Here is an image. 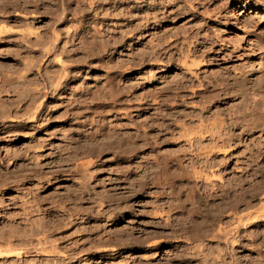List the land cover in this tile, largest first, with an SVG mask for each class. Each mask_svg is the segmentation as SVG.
Listing matches in <instances>:
<instances>
[{
    "label": "rangeland",
    "instance_id": "1",
    "mask_svg": "<svg viewBox=\"0 0 264 264\" xmlns=\"http://www.w3.org/2000/svg\"><path fill=\"white\" fill-rule=\"evenodd\" d=\"M7 1L0 0L7 9L0 29L10 30L0 34V104H22L21 82L42 74L63 85L48 90L43 113L29 124L33 134L13 135L20 120L0 117V264H264V134L243 135L228 154L197 151L214 141L211 130L239 133L249 119L231 113L238 99L217 81L256 62L248 32L264 30V7H243L248 0ZM146 7L161 32L175 35L163 34L160 49L142 33L156 22L143 20ZM28 29L58 34L54 50L27 47L35 37ZM188 46L198 50L196 62L209 61L204 79L179 63ZM212 91L223 95L210 100ZM198 130L209 131L208 140ZM209 158L219 164L207 182L195 171L209 174Z\"/></svg>",
    "mask_w": 264,
    "mask_h": 264
},
{
    "label": "bare ground",
    "instance_id": "2",
    "mask_svg": "<svg viewBox=\"0 0 264 264\" xmlns=\"http://www.w3.org/2000/svg\"><path fill=\"white\" fill-rule=\"evenodd\" d=\"M16 1V0H15ZM155 1V0H154ZM8 2V4H9V2L10 3H15V2H12V0L11 1H7ZM1 3V2H0ZM17 3V2H16ZM162 4H163V2H161ZM160 3V4H161ZM169 3V2H168ZM247 3H249V4H247ZM158 4H159V1H158ZM14 5H16V4H14ZM154 5V4H153ZM168 5V4H167ZM166 5V6H167ZM170 5H172V4H170ZM2 6H3V4H2ZM2 6H0V12H3L2 14H5L6 12V7H5V9H4V7L2 8ZM4 6H5V4H4ZM6 6H7V4H6ZM9 6H11V5H9ZM13 6V5H12ZM245 6H248L249 8H255V9H258L259 11H261L260 9H261V7L263 6L264 7V0H248V1H246L245 3H244V5H243V7H245ZM151 7V6H150ZM150 7H146L147 8V11H144L143 13H144V15H146V16H148V17H146V16H143V20H144V18L146 19L145 21H149L150 20V18L152 19L153 18V21L152 20H150L151 22H155L157 19H159V18H157L156 19V15L153 13V15H155L154 17H153V15H152V11H154V10H151V9H149ZM172 7V6H171ZM247 7V8H248ZM7 8H8V6H7ZM14 8V7H13ZM153 8H154V6H153ZM159 8V7H158ZM166 8H168V7H166ZM163 9H165V7H163L162 9L160 8V11H158L159 12V14H160V12H162L161 10H163ZM208 9V8H207ZM207 9H206V11H207ZM174 11L173 9H170L169 11L170 12H172V11ZM167 13H168V11H166ZM175 12V11H174ZM176 13V12H175ZM207 13V12H206ZM158 14V15H159ZM162 14V13H161ZM171 14H174V13H171ZM170 15V14H169ZM3 16V15H2ZM1 16V17H2ZM150 16V17H149ZM152 16V17H151ZM159 16H161L162 17V15H159ZM166 17H167V15H165ZM4 17V16H3ZM164 17V16H163ZM172 17V16H171ZM167 18H169V17H167ZM174 18V17H173ZM156 19V20H155ZM164 19V18H163ZM155 20V21H154ZM165 20V19H164ZM148 23V22H147ZM146 23V24H147ZM164 23V22H163ZM145 24V25H146ZM153 24V23H152ZM149 25H151V24H148V26L146 27V29L142 32L143 34H145L146 32H148V33H150L148 36L150 37V41H149V43L151 44L154 40L157 42L155 45L156 46H158V48L161 46L162 47V41H164V40H162V39H166L167 38V36H165L164 37V35L163 34H166V35H169L168 36V38L170 37V34L172 35V33L169 31V33L170 34H168V33H165V32H161L162 31V26H160L159 25V21H156L155 23H154V26H153V28L152 29H150V28H148L149 27ZM191 27H192V25H191ZM191 27L189 28V29H191ZM30 29V28H29ZM28 29V30H29ZM164 29H165V27H164ZM178 29V28H177ZM188 29V30H189ZM176 30V29H175ZM181 31L183 30V29H180ZM187 30V31H188ZM153 31V32H152ZM187 31L185 30V32L187 33ZM8 32H10V30H8V29H0V34H2V33H8ZM176 32L177 31H175V34H176ZM179 32V31H178ZM184 32V31H183ZM182 32V34H184ZM188 32H190V31H188ZM220 32H221V30H220ZM192 33V32H191ZM27 34V35H26ZM50 34V33H49ZM48 33H46L45 35H41L40 34V32H33V31H31V30H29V32H25V35L26 36H31V35H33V37H34V45H32L33 43H32V38H31V40H30V42L32 43V44H28L27 45V47H36V46H39L41 49H42V53L45 55V54H48L49 55V53L51 52V48H52V50H54V44H55V41L58 39L57 38V35L58 34H51V35H49ZM147 34V33H146ZM179 34H180V32H179ZM173 35H174V33H173ZM172 35V36H173ZM178 35V34H177ZM176 35V36H177ZM188 35H189V33H188ZM248 35H249V38H248V43L250 44V46L252 47V49L254 50V51H252L253 53L256 51H258L257 53H255L254 54V56H251V57H254V58H256V59H254L256 62L254 63V64H250L251 62H252V60H251V62L250 63H248L247 65L245 64V65H240V67H238V66H236V68L233 70V72H229L227 75H226V72H225V75L226 76H223V74L221 75L220 73H218V75H221V76H223V77H221V79L220 80H218L217 81V79L215 80V82H212V83H217V82H219V83H217V85H218V87H219V90H222V92L223 91H227V93H229V92H231L230 94H231V96H233L234 98H237L238 99V102L236 103V104H234V105H230L229 107L230 108H228L230 111H232L231 113H233V112H241L242 113V119H246V118H249V119H247V120H245L244 122V124L243 123H241V126H239V127H237L238 129H240V131H239V133H235L232 129H225L224 131H223V128L221 129V130H216V131H210V133L212 134V133H215V136L214 135H210V137L212 138L213 136H214V143L211 141L210 142V140H209V142L211 143V145L210 144H208L209 146H202V148H198L197 149V151L200 153V155L201 154H203V156H204V154H206V157L210 154V153H213V152H220V153H223V155L224 154H226L227 152H229L231 149H232V146L233 145H236L237 143H239L240 141H241V139H242V136L243 135H247V136H252L253 134H255V133H258L259 135H261L262 136V134H264V30L263 29H259V30H251V31H249L248 32ZM2 36V35H1ZM147 36V37H148ZM175 36V35H174ZM30 38V37H29ZM28 38V39H29ZM171 38V37H170ZM173 39V38H172ZM23 40H24V38H23ZM169 40V39H168ZM25 41V40H24ZM28 41V40H27ZM29 42V41H28ZM27 42V43H28ZM168 42V41H167ZM148 43V44H149ZM206 43V42H205ZM147 44V45H148ZM188 44H190V43H187V45ZM191 45V44H190ZM189 45V46H190ZM205 45V44H204ZM49 46L51 47V46H53V47H51V48H49ZM189 46L185 49L186 50V52H184L183 54H181V52H183V51H179V57H178V59L180 60V64L181 65H183L184 67L183 68H185L184 70H186V71H188L189 72V75L192 73V74H194V76L196 75H198V74H200V71L201 72H203V73H205L206 74V72H204V71H202L201 69L204 67V64L206 63V57H204V58H202L203 56H200L202 59L200 60H198V62H196L195 60L197 59V58H195V60H194V57H199V55H198V53H197V51L198 50H196L195 48H189ZM153 45L151 46V45H149V52L148 53H152V52H154V51H152V49H153ZM183 47H184V45H183ZM186 47V46H185ZM204 47V46H203ZM206 47V46H205ZM24 48V47H23ZM55 48H56V46H55ZM27 49V48H26ZM40 49V50H41ZM160 49V48H159ZM159 49H157V50H159ZM203 49V48H202ZM201 48H200V55H201V50H202ZM205 49L206 48H204V51H205ZM30 50V49H29ZM36 50V49H35ZM28 51V50H27ZM56 51V50H55ZM55 51H53L52 52V54H54V52ZM207 51V50H206ZM205 51V52H206ZM32 52V51H31ZM156 53L157 52H159V51H155ZM34 53V52H33ZM39 53V52H38ZM59 53V52H58ZM58 53L57 54H54V56H56V55H58ZM28 54H30V52L28 53ZM223 54V53H222ZM252 54V53H251ZM250 54V55H251ZM36 55V54H35ZM40 55H41V53H40ZM59 55H60V53H59ZM158 55H159V53H158ZM198 55V56H197ZM227 55H229V54H227ZM31 56V55H30ZM148 56V55H147ZM156 56V55H155ZM168 56H170V55H168ZM177 56V55H176ZM206 56V55H205ZM224 56V55H223ZM230 56V55H229ZM41 57V56H40ZM156 57H158V56H156ZM220 57H222V56H220ZM149 58V57H148ZM158 58H160V57H158ZM176 58V57H175ZM60 59V58H59ZM208 59V58H207ZM211 59V58H210ZM209 59V60H210ZM224 59V58H223ZM150 60V59H149ZM207 62H209V61H207ZM214 62V61H213ZM148 63V62H147ZM29 64V63H28ZM32 64V63H31ZM180 65V66H181ZM158 67V66H157ZM235 66H233V68H234ZM180 68H182V66L180 67ZM232 68V69H233ZM13 69V68H12ZM151 69V68H150ZM149 69V70H150ZM205 69V68H204ZM231 69V70H232ZM5 71V70H4ZM151 71V70H150ZM149 71V72H150ZM148 72V73H149ZM211 72V71H210ZM40 73V72H39ZM38 73V74H39ZM202 73V75H201V77L202 76H204L205 74H203ZM222 73V72H221ZM37 74V73H36ZM42 74V73H41ZM43 75V74H42ZM41 75V77L39 76L38 78V80H36L35 81V78H33L34 80H32V79H30L29 81H23V82H21V84H20V86H19V88H22V89H18V92L19 93H21L20 94V96L23 94H25L24 95V100H23V102H22V104H21V102H19V103H16V105H14V106H9V107H7V106H5L6 104H4V103H2V104H0V106L2 107L3 106V109H1V107H0V109H1V115H0V117L2 118V117H4V116H7V117H13L12 119H13V121H14V119L16 120V119H19L20 120V123H17L16 125H13L11 128H10V133H12L13 135H14V133H15V135H27V134H30V133H32L33 132V129H31V127H30V123H36V119H37V117L39 116V114H41V112H42V110H43V108H42V106H44L43 105V102H45L44 100H45V98L47 97V94H48V90H51L52 92H59V91H56L57 89H58V86H60V84L61 83H59V81L58 82H54L53 80L55 79H53V77H52V75L49 77H44V75L42 76ZM150 75V74H149ZM37 76V75H36ZM180 76L181 75H179V77L178 78H180ZM195 76V77H196ZM199 76V75H198ZM52 77V78H51ZM55 77V76H54ZM183 77H184V75H183ZM183 77H181V79H183ZM199 78V77H197V78H199V79H204L203 77L202 78ZM205 77V76H204ZM210 78V77H209ZM51 79V80H50ZM53 79V80H52ZM192 79H193V77H192ZM188 80H189V78H188ZM186 81V80H185ZM213 81V80H212ZM217 81V82H216ZM172 82V81H171ZM175 82H176V80H175ZM180 82V81H179ZM188 82V81H187ZM190 82V81H189ZM191 82H192V80H191ZM200 82V81H199ZM64 83V82H63ZM173 83V82H172ZM186 83V82H185ZM185 83H183V82H181V83H179V85H177V86H179L180 88L181 87H183L184 86V84ZM177 84V83H176ZM188 84L189 83H187V86H188ZM191 84H194L193 82L191 83ZM201 84V83H200ZM200 84H198V85H200ZM63 85V84H62ZM62 85L60 86V87H62ZM190 85V84H189ZM213 85V84H212ZM185 87L184 89H186V88H188V87ZM213 86H215V85H213ZM3 86H1V88H2ZM17 87V86H16ZM16 87H15V89H16ZM178 87V88H179ZM190 87H192V85L190 86ZM203 87V85H201V88ZM217 87V86H216ZM13 88V87H12ZM177 88V87H176ZM193 88V87H192ZM11 89V88H10ZM163 89V88H162ZM165 89V88H164ZM175 89V88H174ZM183 89V90H184ZM2 90H3V88H2ZM6 90V89H5ZM179 90V89H178ZM182 90V89H181ZM190 90H191V88H190ZM4 91V90H3ZM15 93L17 92V91H15V90H13ZM12 91V92H13ZM61 91V90H60ZM17 92V93H18ZM157 92V91H156ZM160 92V91H159ZM179 92V91H178ZM181 93L183 92V91H180ZM192 92V91H191ZM194 92L195 91H193V94H194ZM213 93L211 94V92H209V99H210V97L211 98H218V97H221V95H223V94H217L216 92L214 93V91H212ZM221 92V93H222ZM227 93H224V96H223V98L222 99H224L225 100V95H227ZM58 94V93H57ZM229 94V95H230ZM17 95V94H16ZM16 95H15V97H16ZM181 95V94H180ZM228 95V96H229ZM182 96V95H181ZM180 96V97H181ZM2 98V97H1ZM207 98V97H206ZM228 99V98H227ZM21 100V99H20ZM211 100V99H210ZM220 102L221 101H219V104H220ZM11 104V103H10ZM19 104H21V105H19ZM45 104V103H44ZM228 107V106H227ZM5 108V109H4ZM5 110V111H4ZM43 113V112H42ZM13 115V116H12ZM12 119H10V120H12ZM27 121V123H21V122H23V121ZM38 120V119H37ZM25 121V122H26ZM221 124V123H220ZM233 125V124H232ZM236 128V129H237ZM191 129H186V130H184L185 132H187L186 134L188 135V133L191 135V131H190ZM183 131V133L182 134H180V135H183V136H185V137H188L186 134H185V132ZM195 131V130H194ZM199 131H201V130H198V132ZM3 132H5V130H3ZM209 132V131H208ZM207 132V130H205V131H201L200 133H199V136H200V134H202V136H200L201 138H204L203 137V135H204V133H208ZM7 134V133H6ZM9 134V133H8ZM7 134V135H8ZM33 134V133H32ZM9 136H10V134H9ZM30 136V135H29ZM32 136V135H31ZM182 136V137H183ZM205 136V135H204ZM264 136V135H263ZM6 137V136H5ZM199 137V138H200ZM260 137V136H259ZM261 138V137H260ZM34 139V138H33ZM204 139H207L208 140V138H204ZM212 139V140H213ZM35 140V139H34ZM191 140V139H190ZM32 142H33V140H32ZM35 142V141H34ZM191 141H189V143H190ZM194 143V142H193ZM193 143H191L189 146L190 147H192V144ZM33 143H31V145H32ZM108 144V143H107ZM34 145V144H33ZM32 145V146H33ZM37 145V144H36ZM105 145V144H104ZM258 145V144H257ZM103 146V145H102ZM193 146H194V144H193ZM258 148H259V150L258 149H256V152L258 153V154H261L262 153V149L263 148H261L259 145L257 146ZM190 149V148H189ZM90 150V149H89ZM194 151V150H193ZM222 151V152H221ZM195 152V151H194ZM264 152V151H263ZM11 153V152H10ZM199 153H197V154H199ZM8 154V153H7ZM18 154V153H17ZM196 154V155H197ZM228 154V153H227ZM8 155H10V154H8ZM218 155V154H217ZM10 157V156H9ZM205 157V158H206ZM209 159H211V158H209ZM209 159L208 160H206L205 162H204V165H205V163H206V165L205 166H207L209 169L208 170H210L211 168H212V166H214V164L215 163H212V159L209 161ZM216 162V160L215 159H213V162ZM192 163V162H191ZM219 164V162H217V165ZM192 165V164H191ZM194 165V164H193ZM202 165V164H201ZM216 164H215V166H217ZM194 167V166H193ZM203 167V166H202ZM202 167H200V168H202ZM207 167H203L202 169H206ZM207 170V169H206ZM208 173V172H207ZM206 172H203V171H195V174L197 175V176H201L202 175V178L205 180V181H210L209 180V178L212 176V177H214V174H216V173H214V172H212V170H210L209 171V174H207ZM194 174V175H195ZM216 176V175H215ZM207 187V186H206ZM237 201V200H236ZM234 202V201H233ZM231 204V203H230ZM236 204V206H237V203H235ZM235 204H234V206H235ZM229 206H231V205H229ZM233 205H232V207H234ZM231 208V207H230ZM235 208V207H234ZM238 208V207H237ZM228 209H229V207H228ZM232 209V208H231ZM224 210H225V208L224 207H221L220 206V208L219 209H217V214L215 215L216 217H220V215L222 214V212H224ZM229 212V211H228ZM238 213V212H237ZM235 214V213H234ZM236 215V214H235ZM238 216V215H237ZM234 217V216H233ZM236 219V224H237V222H239V224L238 225H240V221L241 220H243L242 219V217H236V218H234V220ZM212 222V221H211ZM213 222H214V220H213ZM207 224V223H206ZM214 224V223H213ZM219 224V223H218ZM229 224V223H228ZM212 226V223H210V225L208 224V228H210ZM236 226V225H235ZM206 227V226H205ZM204 227V228H205ZM236 227H238V226H236ZM235 227V228H236ZM203 228V229H204ZM219 228V227H218ZM211 229L213 230V228L211 227ZM211 229H208L209 231L211 230ZM223 229V228H222ZM222 229H220L219 228V230H222ZM225 229V228H224ZM207 230V231H208ZM203 231V230H202ZM208 231V232H209ZM196 232V231H195ZM201 232V231H200ZM204 232H205V230L203 231V234H204ZM211 232V231H210ZM197 233V232H196ZM2 234H3V232H2ZM14 235V234H13ZM9 236V235H8ZM6 237V236H5ZM2 240H3V238H2ZM1 240V241H2ZM5 241H8V242H11V241H9V240H5ZM140 241V240H139ZM233 241V240H232ZM3 243H4V241H2ZM142 242V241H141ZM1 243V242H0ZM6 243V242H5ZM143 243V242H142ZM142 243H137V244H135L136 246H138V247H142ZM233 244L231 245V246H234V243L235 242H232ZM11 244V243H10ZM1 245H2V243H1ZM0 245V246H1ZM6 245H7V243H6ZM3 246V245H2ZM8 246H9V243H8ZM10 247H12L11 245L9 246V248ZM9 248H7L8 250H9ZM12 249V248H11ZM2 251V250H1ZM155 253V252H154ZM153 253V254H154ZM208 264V263H207Z\"/></svg>",
    "mask_w": 264,
    "mask_h": 264
}]
</instances>
